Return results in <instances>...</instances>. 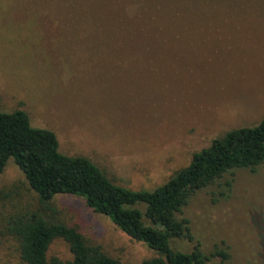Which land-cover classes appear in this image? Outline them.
Here are the masks:
<instances>
[{"label": "rangeland", "instance_id": "rangeland-1", "mask_svg": "<svg viewBox=\"0 0 264 264\" xmlns=\"http://www.w3.org/2000/svg\"><path fill=\"white\" fill-rule=\"evenodd\" d=\"M0 99L2 111L51 130L61 153L127 189L153 190L213 139L264 119V0H0ZM31 212L124 264L154 256L79 197L57 196L43 212L10 160L0 264H24L6 228ZM177 218L192 239L173 249L198 246L206 264H264V162L194 192ZM47 258L72 255L55 239Z\"/></svg>", "mask_w": 264, "mask_h": 264}, {"label": "trees", "instance_id": "trees-1", "mask_svg": "<svg viewBox=\"0 0 264 264\" xmlns=\"http://www.w3.org/2000/svg\"><path fill=\"white\" fill-rule=\"evenodd\" d=\"M10 160L24 175L43 212L51 210L57 196L79 197L95 213L108 217L124 235L154 253L137 264H206L209 258L198 246L189 253L172 248V241L192 239L187 221L178 219L177 214L194 192L226 172L254 170L264 162V119L254 127L235 129L213 139L161 186L132 191L111 181L90 159L61 153L56 135L32 126L26 112L0 108V176ZM6 230L16 238L24 264H124L100 246L87 244L74 227L37 212L11 217ZM55 239L67 244L71 260L47 258ZM211 256L228 258L223 251Z\"/></svg>", "mask_w": 264, "mask_h": 264}]
</instances>
